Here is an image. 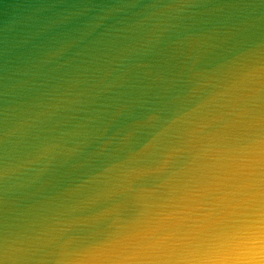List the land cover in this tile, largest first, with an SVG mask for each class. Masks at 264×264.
<instances>
[{"label":"clouds","instance_id":"clouds-1","mask_svg":"<svg viewBox=\"0 0 264 264\" xmlns=\"http://www.w3.org/2000/svg\"><path fill=\"white\" fill-rule=\"evenodd\" d=\"M195 14L58 41L0 137V264H264V9L129 83Z\"/></svg>","mask_w":264,"mask_h":264},{"label":"water","instance_id":"water-1","mask_svg":"<svg viewBox=\"0 0 264 264\" xmlns=\"http://www.w3.org/2000/svg\"><path fill=\"white\" fill-rule=\"evenodd\" d=\"M167 5H183L196 14L170 29L167 43L138 61L128 73L130 84L147 83L157 74L176 70L182 61L197 58L205 42H219L218 33L239 24L246 6L264 9V0H0V137L14 99L33 80L44 79L33 74L41 71L40 65L49 57L56 61L58 41L76 35L74 30L82 29L84 20L102 10L109 17L104 21L109 33L140 31L153 23L152 12ZM85 12L87 16L81 15ZM257 23L264 25V20ZM2 148L0 144V161Z\"/></svg>","mask_w":264,"mask_h":264}]
</instances>
